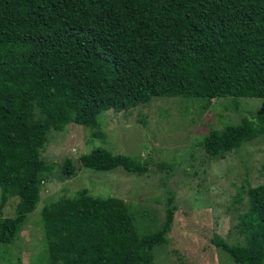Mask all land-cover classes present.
Masks as SVG:
<instances>
[{"label": "trees", "instance_id": "16d2710c", "mask_svg": "<svg viewBox=\"0 0 264 264\" xmlns=\"http://www.w3.org/2000/svg\"><path fill=\"white\" fill-rule=\"evenodd\" d=\"M155 98H181L183 107L184 100L230 99L238 110L239 100L264 99V0H0V264L56 169L43 158L50 131L70 124L92 130L102 113H126ZM246 112L195 142L189 166L194 146L212 163L264 140V107ZM76 164L64 175L149 172V161L100 147ZM169 194L157 231L146 208L87 190L46 205L36 264H154L178 210ZM11 202L15 211L6 216ZM233 203L237 241L215 236L216 246L234 264H264V184L246 185Z\"/></svg>", "mask_w": 264, "mask_h": 264}, {"label": "rangeland", "instance_id": "374dc122", "mask_svg": "<svg viewBox=\"0 0 264 264\" xmlns=\"http://www.w3.org/2000/svg\"><path fill=\"white\" fill-rule=\"evenodd\" d=\"M177 99L181 98H155L126 113L104 112L98 117L99 127L92 130L70 124L63 132L50 131L43 158L56 163V169L43 186L36 211L20 238L4 254L2 264H16L18 258L24 264H36L44 253L43 208L74 198L83 190L93 196L119 198L134 209L146 208V219L152 221L149 226L156 231L166 221L167 198L173 192L178 210L167 233L168 243L155 250L154 264H234L216 246L215 236L231 244L237 241L233 231L237 223L234 198L246 185L256 188L264 184V140L247 144L225 160L212 163L194 146L195 160H190L194 167L187 160L192 145L211 128L238 124L242 117H250L246 111L256 113L262 109L264 99L239 100V110L233 106L235 103L228 104L230 99L211 103L184 100L185 107ZM97 131L104 133L106 140L95 137ZM98 147L114 155L147 160L149 172L137 176L122 169L95 172L79 168L72 176L64 175L73 174L79 158ZM163 163L173 167L170 175L167 169H160ZM243 197L246 204V195ZM15 205L9 203L4 214L13 216Z\"/></svg>", "mask_w": 264, "mask_h": 264}]
</instances>
